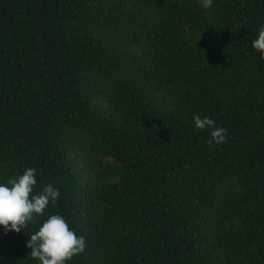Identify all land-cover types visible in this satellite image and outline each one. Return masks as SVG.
<instances>
[{"label":"trees","instance_id":"1","mask_svg":"<svg viewBox=\"0 0 264 264\" xmlns=\"http://www.w3.org/2000/svg\"><path fill=\"white\" fill-rule=\"evenodd\" d=\"M261 25L264 0H0V183L32 167L60 190L0 229V264H38L56 213L85 241L66 264H264Z\"/></svg>","mask_w":264,"mask_h":264},{"label":"clouds","instance_id":"2","mask_svg":"<svg viewBox=\"0 0 264 264\" xmlns=\"http://www.w3.org/2000/svg\"><path fill=\"white\" fill-rule=\"evenodd\" d=\"M213 0H200L202 8H211ZM251 46L264 59V25H261ZM193 125L198 130H207L209 144L226 142V130L216 126V122L208 117L193 116ZM36 170L25 168L22 174L9 178L6 183H0V229L4 233L21 232L28 224L36 223L46 215L45 210L57 204L60 197L58 187L46 184L38 192ZM25 247L38 264H66L74 255L82 253L85 241L70 229L65 218L56 213L47 215L40 221L38 229L28 236Z\"/></svg>","mask_w":264,"mask_h":264},{"label":"rangeland","instance_id":"3","mask_svg":"<svg viewBox=\"0 0 264 264\" xmlns=\"http://www.w3.org/2000/svg\"><path fill=\"white\" fill-rule=\"evenodd\" d=\"M101 106L102 107H105V104H101ZM87 161H88V163H87V167L89 168V169H92V177L94 178V179H100V172H103L106 168H107V166L109 165V164H112V165H117V162H115L114 160H112V159H109V158H100L99 159V161H94V160H90V159H87ZM82 165H81V167H84V166H86V161L84 160V161H82ZM117 180V179H116ZM110 181H112V182H115V180H111L110 179Z\"/></svg>","mask_w":264,"mask_h":264}]
</instances>
